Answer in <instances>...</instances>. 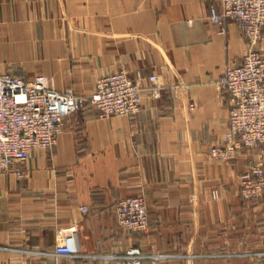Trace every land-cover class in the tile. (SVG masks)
Listing matches in <instances>:
<instances>
[{"label":"crops","instance_id":"obj_1","mask_svg":"<svg viewBox=\"0 0 264 264\" xmlns=\"http://www.w3.org/2000/svg\"><path fill=\"white\" fill-rule=\"evenodd\" d=\"M222 2L0 0L2 73L44 75L52 89L86 96L122 70L157 74L164 86L159 98L145 91L131 118H101L91 107L70 115L52 150L0 173V264H123L30 253H52L57 228L73 224L86 254L138 247L177 256L162 264L264 261V197L241 196V177L261 150H241L230 162L210 156L230 113L218 80L247 49L238 25L227 21L223 31L209 20ZM136 196L148 207L146 232L124 230L115 215ZM247 253L254 256H239Z\"/></svg>","mask_w":264,"mask_h":264},{"label":"built area","instance_id":"obj_2","mask_svg":"<svg viewBox=\"0 0 264 264\" xmlns=\"http://www.w3.org/2000/svg\"><path fill=\"white\" fill-rule=\"evenodd\" d=\"M209 20L222 26L223 31L227 21L235 23L247 40L242 63L226 68L218 80L220 88L229 94L230 113L223 143L213 147L210 156L220 162H230L241 150L259 148V161L241 177L243 200L256 201L264 197V54L260 49L264 41V0H223L221 10H210ZM163 88L157 74L134 78L122 70L101 78L92 94L86 96L74 90L52 89L44 75L26 79L0 71V173L19 169L36 150H52L70 115L91 107L101 118H131L141 113L145 91L159 98ZM17 175L23 179L26 172L18 170ZM81 209L88 212L86 207ZM115 215L124 230L146 232L150 227L144 196L120 201ZM77 233L76 224L59 227L52 253H30L65 260L120 261L123 264H162L177 257L144 252L138 247L111 255L86 254L80 249ZM253 264H264V261Z\"/></svg>","mask_w":264,"mask_h":264}]
</instances>
